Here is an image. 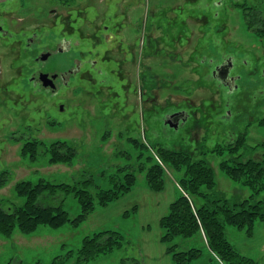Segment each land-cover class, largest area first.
Masks as SVG:
<instances>
[{
    "label": "rangeland",
    "instance_id": "1",
    "mask_svg": "<svg viewBox=\"0 0 264 264\" xmlns=\"http://www.w3.org/2000/svg\"><path fill=\"white\" fill-rule=\"evenodd\" d=\"M103 26L114 40L106 49ZM260 29L264 0H0L2 205L22 206L24 199L15 193L20 181L73 185L92 178L105 189L117 168L137 170L148 155L157 160V146L204 159L215 173L210 197L230 203L249 197L248 189L227 179L218 167L228 152L219 156L212 149L245 134L238 153L243 158L264 155ZM126 44L136 46L134 55L125 54ZM43 53L50 58L35 63ZM81 56L97 61L103 73L90 71L91 81L69 77L56 95L30 81L34 71L72 70ZM130 56L134 60L126 65ZM227 57L235 59L232 74L240 77L231 94L210 75ZM180 109L189 116L172 130L165 117ZM228 111L230 116L222 118ZM33 139L45 146L65 141L76 155L70 164H49L43 155L31 163L21 148ZM131 140L147 150L134 147ZM162 167L161 192L149 191L145 171L133 170L132 190L105 206L96 204L78 226L40 225L28 234L18 229L8 237L0 234V264H173L160 242V219L183 191L179 176ZM259 198L264 201V192ZM41 202L60 205L71 220L81 213L73 194ZM104 231L121 234V247L79 260L84 240ZM224 233L239 254L264 264V221L254 222L251 235L230 226ZM192 264L218 263L202 249Z\"/></svg>",
    "mask_w": 264,
    "mask_h": 264
},
{
    "label": "trees",
    "instance_id": "2",
    "mask_svg": "<svg viewBox=\"0 0 264 264\" xmlns=\"http://www.w3.org/2000/svg\"><path fill=\"white\" fill-rule=\"evenodd\" d=\"M259 31L264 33V29ZM245 141L243 134L235 143L219 144L212 149L219 156L228 152L219 163V169L227 179L251 192L249 197L240 202L230 203L226 199L209 196L216 187V180L214 170L204 159H195L192 154L183 150L157 146V160L148 155L137 170L117 168L105 189L96 185L92 178L73 185L52 184L43 179L34 184L30 181L18 182L15 193L24 202L22 206L12 208L3 206L0 202V234L8 237L15 229L28 234L40 225L53 229L67 223L78 226L94 210L96 204L105 206L132 190L136 183L133 170L140 173L145 171L149 191L161 192L166 175L162 166H165L179 176V185L183 191L169 205L168 213L160 219V226L164 231L160 242L166 246V253L171 256L172 263L192 264L201 257L202 249H205L218 264H254L251 259L234 249L224 233L225 227L230 226L238 230L246 229L247 234L251 235L254 222L264 221V201L259 198L264 192V155L261 159L243 158L238 152ZM130 142L134 147L145 148L137 140ZM21 155L31 163L43 155L48 157L49 164H70L76 152L65 141L45 146L42 141L33 139L23 143ZM151 161L153 163L145 168L144 164ZM3 183L5 180L0 178V186ZM59 194H73L77 199L81 213L75 219L71 220L60 205L49 206L41 202L45 197L52 199ZM122 240L123 236L118 232L96 233L84 240L79 260L86 262L97 254L112 252L121 247Z\"/></svg>",
    "mask_w": 264,
    "mask_h": 264
},
{
    "label": "flooded vegetation",
    "instance_id": "3",
    "mask_svg": "<svg viewBox=\"0 0 264 264\" xmlns=\"http://www.w3.org/2000/svg\"><path fill=\"white\" fill-rule=\"evenodd\" d=\"M102 31L106 32V34H102V40L104 42V44H102V46H105V49L107 48V45L112 44L113 38H112V34L110 33L109 29L107 26H103L102 27ZM99 45H101V43L99 42V39L97 40V42ZM136 46H128V44H126L125 46V50H123L125 52V54L129 55H134L133 51L135 50ZM110 52V51H109ZM43 54H50V53H43ZM107 55V54H104ZM42 56V55H41ZM40 56V57H41ZM50 58H47V60ZM134 56H130V59L126 58L125 64H131L133 62ZM45 60V61H47ZM45 61H41L40 58H37L35 60V63H44ZM80 62L73 67L72 70L68 69L66 72L63 71V73L61 74H57L54 71L52 72H44V71H34L33 73H31L30 75V81L34 84H36L37 86H39L40 88H42V90L46 93H50L51 95H56L58 91L57 88L63 86V85H67L68 84V78L69 77H74L75 79L77 78L80 81H91L92 77L89 73H91L90 71L95 72V74L97 75H101L103 73V70L101 68V66L97 65V61L95 60H90L89 58H86L85 56H81ZM235 65V59L232 57H227L222 59L218 64H216L214 66V69L212 70L211 78L212 80L223 90L226 91L227 94H231L235 89L238 88V85H236L237 81L240 79L239 76H234L232 74V71L234 70V66ZM88 66H91L89 68V70L87 69ZM222 66H228V76L227 78H225V80H220L217 76H219V72L217 71L218 68L222 67ZM38 74H41L42 76H44L49 84L47 86L44 87L43 82L39 81L35 76H37ZM54 77V78H53ZM105 78V82H106V73L104 74ZM62 106V105H61ZM60 110H63V106L60 108ZM175 115L176 117L174 118V121H177V127L176 128H170L169 125L167 124V121L170 119L171 116ZM188 114L186 111L180 109V110H175L171 113H169L166 117H165V125L167 127H169L172 130H176L179 128V126L181 124H185L188 118ZM230 116V111H228V113H224L222 118H228Z\"/></svg>",
    "mask_w": 264,
    "mask_h": 264
},
{
    "label": "water",
    "instance_id": "4",
    "mask_svg": "<svg viewBox=\"0 0 264 264\" xmlns=\"http://www.w3.org/2000/svg\"><path fill=\"white\" fill-rule=\"evenodd\" d=\"M50 54H42V56L40 57L41 61H45L47 60V58L49 57ZM217 71L219 72V76H217L220 80H225V78H227L228 76V66H222L220 68L217 69ZM39 81L43 82L44 87L47 86L49 84L48 80L42 76L41 74H38L37 76H35ZM54 78V77H53ZM176 116L173 115L170 117V119L167 121V124L169 125L170 128H176L177 127V121H174V118Z\"/></svg>",
    "mask_w": 264,
    "mask_h": 264
}]
</instances>
